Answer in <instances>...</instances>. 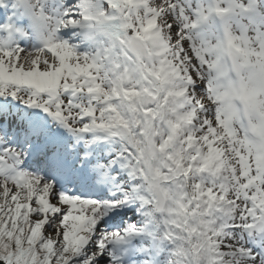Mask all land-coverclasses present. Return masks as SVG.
<instances>
[{"label":"snow or ice","instance_id":"6c2138e0","mask_svg":"<svg viewBox=\"0 0 264 264\" xmlns=\"http://www.w3.org/2000/svg\"><path fill=\"white\" fill-rule=\"evenodd\" d=\"M0 264H264V0H0Z\"/></svg>","mask_w":264,"mask_h":264}]
</instances>
